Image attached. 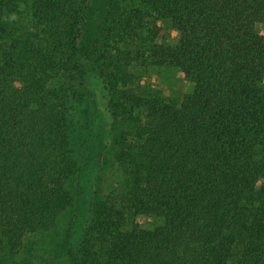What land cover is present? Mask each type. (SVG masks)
Instances as JSON below:
<instances>
[{"label": "trees", "instance_id": "trees-1", "mask_svg": "<svg viewBox=\"0 0 264 264\" xmlns=\"http://www.w3.org/2000/svg\"><path fill=\"white\" fill-rule=\"evenodd\" d=\"M91 2L0 0V261L68 215L50 264H264V0Z\"/></svg>", "mask_w": 264, "mask_h": 264}, {"label": "rangeland", "instance_id": "rangeland-1", "mask_svg": "<svg viewBox=\"0 0 264 264\" xmlns=\"http://www.w3.org/2000/svg\"><path fill=\"white\" fill-rule=\"evenodd\" d=\"M90 7L87 9L86 27L87 29L99 28L101 24L99 19L104 14V0H92ZM155 31H159V42L167 39L169 33L172 32L171 20L166 18L164 24L162 20L155 22ZM132 49L140 47L138 41H130L127 45ZM131 71L135 74L134 85L145 94H160L167 101H179L184 98L186 91L189 89L188 82L183 78L179 67L175 65L169 66H152L148 60L137 62L130 66ZM143 120H146L144 110L139 111ZM110 178L113 177L109 174ZM114 178V177H113ZM68 215H64L60 220V227L53 229L51 232H42L33 237L36 248L32 245L19 252L16 256L19 264H50L49 259L58 256L67 240V223ZM159 222L156 218L145 217L144 225L154 226ZM9 261L1 260L0 264H6ZM10 263V262H9Z\"/></svg>", "mask_w": 264, "mask_h": 264}]
</instances>
